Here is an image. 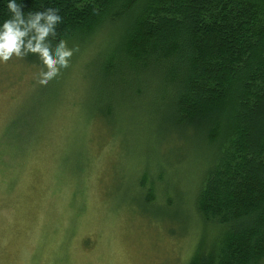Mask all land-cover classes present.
Segmentation results:
<instances>
[{"label":"rangeland","instance_id":"obj_1","mask_svg":"<svg viewBox=\"0 0 264 264\" xmlns=\"http://www.w3.org/2000/svg\"><path fill=\"white\" fill-rule=\"evenodd\" d=\"M108 44L47 84L0 63V264H189L218 236L195 203L209 151L171 130L154 83L101 80Z\"/></svg>","mask_w":264,"mask_h":264},{"label":"trees","instance_id":"obj_2","mask_svg":"<svg viewBox=\"0 0 264 264\" xmlns=\"http://www.w3.org/2000/svg\"><path fill=\"white\" fill-rule=\"evenodd\" d=\"M49 7L64 16L53 41L109 43L101 80L154 83L171 130L209 151L196 212L219 232L189 264H264V0H25L24 10Z\"/></svg>","mask_w":264,"mask_h":264},{"label":"clouds","instance_id":"obj_3","mask_svg":"<svg viewBox=\"0 0 264 264\" xmlns=\"http://www.w3.org/2000/svg\"><path fill=\"white\" fill-rule=\"evenodd\" d=\"M5 7L9 16L0 21V63H6L14 56L22 58L35 54L46 66V70L39 73V83H49L62 69L69 67L75 51L67 40L51 39L58 36L63 14L53 7L26 13L25 0H6Z\"/></svg>","mask_w":264,"mask_h":264}]
</instances>
